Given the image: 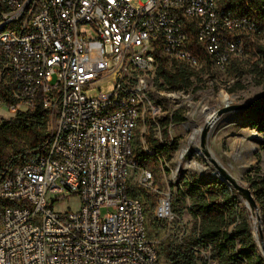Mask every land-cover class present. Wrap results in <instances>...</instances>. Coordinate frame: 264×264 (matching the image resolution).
Here are the masks:
<instances>
[{"label": "built area", "instance_id": "2783aa9c", "mask_svg": "<svg viewBox=\"0 0 264 264\" xmlns=\"http://www.w3.org/2000/svg\"><path fill=\"white\" fill-rule=\"evenodd\" d=\"M253 32L218 0H0V106L41 103L49 117L42 146L0 176V264H159L144 202L129 193L137 177L158 197L156 218H175L172 190L135 154L164 175L171 167L147 136L171 146L160 119L176 108L156 93L176 101L185 91L155 88L158 55L200 70L198 45L225 73ZM108 80L112 91L87 96ZM68 195L80 209L56 211Z\"/></svg>", "mask_w": 264, "mask_h": 264}, {"label": "trees", "instance_id": "16d2710c", "mask_svg": "<svg viewBox=\"0 0 264 264\" xmlns=\"http://www.w3.org/2000/svg\"><path fill=\"white\" fill-rule=\"evenodd\" d=\"M218 2L222 9L237 16L248 17L254 24L253 33L259 35L264 32V0H218ZM195 47L203 60L200 70L158 55L154 83L157 90L187 92L193 88L200 72L207 68L211 69L212 63L207 54L201 52L198 45ZM258 52L264 60V48L258 47ZM5 63L0 51V70ZM0 94H3L2 87ZM167 103L165 110L168 108ZM243 112L251 118L252 125L264 134V103ZM185 120V112L181 108H176L172 116L165 115L160 119L164 127V141H169L170 138L169 124L179 125ZM48 123V110L41 103L33 109L17 110L12 119L0 118V176L9 167H17L23 163L29 152L42 146L47 137ZM147 144L152 151L164 153L167 160H170L171 154L179 148L174 142L169 148L165 147L154 136L153 130L147 136ZM135 154L141 165L148 168L157 166L155 159L141 148L138 147ZM260 170L258 164L255 171ZM248 186L259 205L264 235V179L249 180ZM183 188L179 195L173 198L172 210L175 215H179L183 210H189L196 222L195 229L190 237H182L180 241L172 237L161 241L158 245L159 257L163 256L167 264H196L197 254V261H200L198 264H207L205 257H200L203 250L206 252L205 255L209 254L214 264H264V257L259 250L250 221L247 215L237 208L239 195L236 191L230 190L228 184L218 177L203 184L199 182L197 176L183 179ZM129 193L142 199L147 219L149 214L155 221L162 222L155 216L158 198L155 193L138 185L132 186Z\"/></svg>", "mask_w": 264, "mask_h": 264}, {"label": "rangeland", "instance_id": "374dc122", "mask_svg": "<svg viewBox=\"0 0 264 264\" xmlns=\"http://www.w3.org/2000/svg\"><path fill=\"white\" fill-rule=\"evenodd\" d=\"M244 38L243 53L231 61L225 73L218 72L213 68L205 69L196 78L193 88L176 101L170 96H161L154 92L163 103L168 102V109L181 108L185 112L186 120L179 125L170 127V139L179 145V148L172 153L170 169L168 168L164 175L158 165L154 168L149 167L156 173V182L159 188L163 190L169 187L174 198L183 188V179H192L193 176H197L199 182L203 184L217 178L214 165L200 150V132L208 121V114L216 113L227 104L248 103L264 94V60L258 52V47L264 48V32L259 35L250 33ZM99 86L100 89L98 87L87 89V96L95 97L100 92L109 93L113 89V82L102 81ZM224 94L229 96V103L223 101ZM16 112L17 110L9 111L7 107L0 106L1 119H12ZM250 120L251 118L243 111H231L223 114L212 126L207 143L212 157L246 186H248L249 180L264 179V134L259 132V129L254 127ZM183 149H186V152H182ZM257 163L261 169L260 172L255 171ZM177 167L179 170L173 180L171 171H176ZM136 179L137 177L132 181L133 186L137 183ZM246 202L238 196L237 208L241 213L247 215L253 234L256 236L255 217L251 216L250 207L245 204ZM80 207V197L68 195L56 204L55 210L66 212L78 210ZM147 223L149 238L155 242L157 249L160 242L168 237L178 241L182 237H190L196 226L193 216L187 209L179 215H175V218L168 222H157L153 216L148 214ZM259 224L257 218L258 227ZM262 225L261 221V227ZM259 250L261 252L260 246ZM200 253V257H202L206 252L202 250ZM196 255L195 263L198 264L200 261H197ZM159 260V264H167L161 255Z\"/></svg>", "mask_w": 264, "mask_h": 264}, {"label": "water", "instance_id": "95a60500", "mask_svg": "<svg viewBox=\"0 0 264 264\" xmlns=\"http://www.w3.org/2000/svg\"><path fill=\"white\" fill-rule=\"evenodd\" d=\"M262 103H264V94H262L261 96H259L255 100L250 101L248 103L233 104V105L227 104L215 113L216 120H218V118H220L225 113H228L231 111H246V110H248L252 107L258 106ZM212 126L213 125L207 121L206 124L201 129V132H200V150L206 156V158L214 165V167L216 169V176L224 182L228 181L230 184V185H228L230 190L236 191L240 197H242L244 200H246L248 202V205H249L250 210H251V216L258 218V221L260 223L259 224V230H258L260 240H259V236L257 233H256L255 238L258 241V244L260 246L261 252H262L263 257H264V235H263V231H262V227H261V216H260L259 205H258V203H257V201H256V199L252 193L251 188L249 186L244 185L242 183V181H240L239 179L234 177L230 172H228L224 167H222L212 157V155L208 149V145H207L208 137H209L210 130H211Z\"/></svg>", "mask_w": 264, "mask_h": 264}, {"label": "bare ground", "instance_id": "6f19581e", "mask_svg": "<svg viewBox=\"0 0 264 264\" xmlns=\"http://www.w3.org/2000/svg\"><path fill=\"white\" fill-rule=\"evenodd\" d=\"M223 98H224V100L223 101H225V102H227V103H229L228 101V99H229V96L227 95V94H224V96H223ZM207 120H208V122L210 123V124H212V125H214L215 123H216V116H215V112H213V113H209L208 114V117H207ZM199 134V133H198ZM182 152H186V149H183V150H181ZM182 156V155H181ZM206 157V156H205ZM228 185H230L229 184V182L228 181H225ZM245 204H248V202H246ZM255 227H256V232H257V234H258V230H259V227H258V225H257V217H255Z\"/></svg>", "mask_w": 264, "mask_h": 264}]
</instances>
